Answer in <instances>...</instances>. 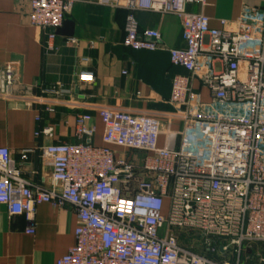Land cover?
I'll use <instances>...</instances> for the list:
<instances>
[{
  "label": "built area",
  "instance_id": "2783aa9c",
  "mask_svg": "<svg viewBox=\"0 0 264 264\" xmlns=\"http://www.w3.org/2000/svg\"><path fill=\"white\" fill-rule=\"evenodd\" d=\"M26 1L28 23L46 33L51 51L65 15L85 0ZM94 1L126 12L123 47L167 51L170 63L187 73L171 80L167 102L174 113L165 116L162 130L155 115L102 107L101 147L92 144V117L77 115L75 142L38 149L50 169L49 185L22 178L10 151L0 147V204L10 217L24 218L30 235L38 205L71 208L74 244L54 264H244L242 249L251 245L260 246L254 264H264V8H245L215 29L202 12L187 10L204 0ZM138 12L177 17L185 47L166 49L157 31H139ZM84 76L92 79L88 72L78 79ZM59 86L41 94L58 96ZM33 88L18 86L11 65L0 69L1 99L25 108L43 104ZM173 122L179 130H171ZM40 133L52 138L53 128ZM176 139L178 147H171ZM177 231L197 233L204 253L180 244Z\"/></svg>",
  "mask_w": 264,
  "mask_h": 264
},
{
  "label": "crops",
  "instance_id": "0c3cea01",
  "mask_svg": "<svg viewBox=\"0 0 264 264\" xmlns=\"http://www.w3.org/2000/svg\"><path fill=\"white\" fill-rule=\"evenodd\" d=\"M245 8L263 12L264 0H204L203 7L187 6L189 12H202L215 29L220 28V20L235 21ZM28 11L26 0H0V69L11 65L18 86H34L32 94L43 101L25 108L0 98V147L10 151L22 178L34 184H50V169L38 149L57 142H75L73 127L77 115L92 117V144L96 147L103 146L98 112L102 107L155 115L165 129V116L174 113L167 102L171 80L187 73L170 63L167 51L123 47L124 10L111 9L94 0L74 4L56 33L51 51L46 49V33L29 25ZM135 18L138 30L157 31L166 49L185 47L177 17L138 12ZM69 39H75L78 45L66 44ZM79 72L91 73L92 79L84 76L80 81ZM58 84L63 90L60 95L41 94V89ZM192 88L204 102L210 101L197 81H192ZM46 106L54 111L45 112ZM38 116L40 120L36 121ZM45 127L53 128L52 138L40 133ZM180 127L178 122L171 124L172 131ZM178 142L176 139L170 146L177 148ZM163 145L164 138L160 136L158 146ZM25 150L31 152L22 159L21 152ZM27 228L22 216L10 217L0 204V264H54L74 244L75 216L70 207L54 209L40 204L35 211L34 233L27 234Z\"/></svg>",
  "mask_w": 264,
  "mask_h": 264
},
{
  "label": "rangeland",
  "instance_id": "374dc122",
  "mask_svg": "<svg viewBox=\"0 0 264 264\" xmlns=\"http://www.w3.org/2000/svg\"><path fill=\"white\" fill-rule=\"evenodd\" d=\"M176 237L180 244L190 247L194 251H197L200 254L204 253L203 247L200 244V237L195 232H188V231H177ZM259 245H251L250 247H245L242 249V257L241 261L244 264H254L257 262V258L255 257L254 253L259 251Z\"/></svg>",
  "mask_w": 264,
  "mask_h": 264
},
{
  "label": "trees",
  "instance_id": "16d2710c",
  "mask_svg": "<svg viewBox=\"0 0 264 264\" xmlns=\"http://www.w3.org/2000/svg\"><path fill=\"white\" fill-rule=\"evenodd\" d=\"M197 252V251H196ZM198 253V252H197ZM200 254V253H199Z\"/></svg>",
  "mask_w": 264,
  "mask_h": 264
}]
</instances>
